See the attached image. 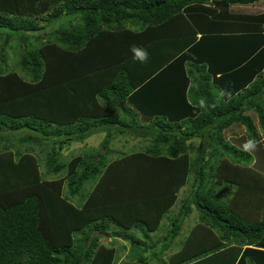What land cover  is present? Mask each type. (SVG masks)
<instances>
[{
  "label": "trees",
  "instance_id": "trees-1",
  "mask_svg": "<svg viewBox=\"0 0 264 264\" xmlns=\"http://www.w3.org/2000/svg\"><path fill=\"white\" fill-rule=\"evenodd\" d=\"M238 7L264 0H0V36L33 33L17 34L18 67L30 80L0 70V264H116L115 245L100 241L107 235L129 241L132 258L142 243L128 230L156 229L188 183L174 237L194 208L202 223L177 264H264L263 152L243 149L247 136L259 139L248 111L264 131V11ZM63 17L79 25L42 32L38 20ZM97 132L107 134L104 153L86 147L60 159ZM115 135L149 144L110 160ZM42 141L51 143L52 180L40 171ZM103 170L133 177L116 201L101 183L114 180H96Z\"/></svg>",
  "mask_w": 264,
  "mask_h": 264
},
{
  "label": "rangeland",
  "instance_id": "rangeland-1",
  "mask_svg": "<svg viewBox=\"0 0 264 264\" xmlns=\"http://www.w3.org/2000/svg\"><path fill=\"white\" fill-rule=\"evenodd\" d=\"M261 11H264V8L261 7V8L258 9V8H252V7H238L235 10H233V12H235L236 14L237 13L257 14V13H260ZM50 13L51 12L46 13L45 16H47ZM38 23L45 25V27L42 30V32L48 33V32L54 31L56 26H58V28H60V29L62 28V29H69L70 30V27L75 26V25L76 26L79 25V20L77 22L76 19H72V21L70 22L69 18L67 19V17H63V18H60L58 20H55L54 21L55 24L54 23L46 24L44 20H38ZM63 23H65V24L63 25ZM71 24H72V26H71ZM1 33H3V34L0 36V49L2 47H4L5 51L2 52V53L4 54L3 56H4V58L6 60H4V62H2V60H0V66H2V67H0V70L2 71V73L7 72L8 70L9 71H13V72L18 73L21 77L26 78L27 80H30V77L27 74H25L24 72H22L23 70H22L21 66L18 67L19 61H20L21 58L19 59V56H17V55L19 53H20V55H22V53L24 52V49H25L24 48L25 45H22V43H20L18 37H20V36H22L23 38L31 37L33 33H25V32L17 33V34L20 35L18 37H17V34H14L12 32L3 31ZM7 42H8V44H7ZM2 53L0 52V58L2 57ZM188 98H189V95H188ZM86 124H89V123H86ZM113 133L115 134L116 132H113ZM25 135L26 134H24L23 136H25ZM106 136H107L106 133L97 132V133H94L93 135L88 137V139L86 140V144H82V143H79V142H73L71 144V146L68 147V149H64L61 152L60 159L64 163H66V162H68L70 160L71 156L81 153L86 147H88L89 149L101 150L102 153H104L105 152L104 140L107 138ZM115 136H117V137H115L114 140L109 145V148L112 149L110 160L120 156V154H122L125 151L134 150V149H135V151H137V150H140L142 146L143 147L144 146H148V144H149L147 141H144V140L139 139V138H133L132 136H122V135H115ZM14 143L18 144L17 141H15ZM40 143H41V146H40L41 152H40V149L37 146H35V149H36V153L40 156L41 162H42L41 163L42 165L40 167V171L45 176L46 175V170H47L46 169V167H47L46 166V162H47V158L50 156L49 153L51 151V143H47L46 141H42ZM194 143L196 145L199 144L198 141H195ZM34 145H36V144H34ZM253 155H254V152H253ZM261 156H263V160H264V153ZM261 156H260V158H261ZM57 163H58V155H57ZM103 174H104V170L98 175V177H96V180H100V176L103 175ZM109 174H111V172ZM54 178H55V176H54ZM132 178L133 177H131L130 174H129V176H123L124 180L132 179ZM134 180H136V176H134V179L132 181H134ZM129 181L131 182V180H129ZM93 186L94 185H92V182H89V183H87V185H84V189L83 190H86L87 193H88L89 190H91L93 188ZM63 190H64L65 193L67 192V190H68V185L67 184H65ZM107 193H108V198H110V199L114 198L115 201H116V198H118L117 196H119V194L114 191V188L112 190L107 189ZM190 193H191V184L188 183V184H186L183 187V189H181V192L179 193L178 202L174 205V210H177V211L180 210V208L182 206V203L184 202V200L187 199V197L190 195ZM75 198H76L75 199L76 203L81 202V201H77V200L80 199L79 197H75ZM192 217H193V215L188 217L187 221L188 222L189 221H194V220L191 219ZM166 218L167 217H165V216L163 217L162 222L164 221V224L158 229V233L156 234V236H159V234L164 231V227L166 226L165 225L166 224ZM116 228H117L116 231H119V226L116 225ZM114 229L115 228H113V230ZM113 230L108 229V233L107 234H109L110 232H113ZM130 232H132L133 234L136 233V231H134V230H128L127 233H130ZM165 235H166V232L164 233V236ZM100 241L103 244H105V245H111V242H113V244H118L116 239H114V240L110 239V235L103 236V238ZM120 251H121V249H120ZM122 253H123V251H122ZM157 259L161 260V256H159ZM122 264H124V262Z\"/></svg>",
  "mask_w": 264,
  "mask_h": 264
},
{
  "label": "crops",
  "instance_id": "crops-1",
  "mask_svg": "<svg viewBox=\"0 0 264 264\" xmlns=\"http://www.w3.org/2000/svg\"><path fill=\"white\" fill-rule=\"evenodd\" d=\"M233 13H235V12H233ZM237 14H242V13H237ZM260 76L264 77V69L261 72ZM101 104H104V102H101ZM247 114H249L251 116H254L255 121H256V127H257V131H258V136H259L258 142L256 143V147L253 150H250V152H254L257 155H258V152H263L264 153V131L260 127V124H259L260 118L258 116V113L255 110H250V111L247 112ZM243 130L245 132L244 135H246V129L243 128ZM5 135H6V137L8 135L13 137L14 132H11V133L6 132V133H4V136ZM247 138H248V140H252L248 136H247ZM229 139L232 141L233 137L231 136V138H229ZM194 142L195 141H193V140L192 141L191 140L188 141V143L190 145L197 147L199 144L196 145ZM236 145L239 146L238 144H236ZM259 145L262 146V149H260L261 146L258 147ZM3 147H4L3 145H0V149H2ZM9 148L12 151L17 150L16 146H15V148H14V146H10ZM188 152L192 153L193 151L189 150ZM107 169H108V167H107ZM109 173H110V171L108 173L106 172L105 176L104 175L100 176V180H114L112 182L111 181H107V182L106 181H102L101 182V183H103V185H104V187L106 189L112 190L114 188V191L116 192L118 187L121 186L120 184L131 183L129 180H124L123 179V176H125L123 173H114V172H112L111 174H109ZM45 178H47L48 180H52V179H54V176L50 175L49 177H47V175H45ZM117 180H119V183H117ZM183 187L181 189H183ZM181 189H180L179 193L181 192ZM221 189H223V188H221ZM233 191H234V186H229V189H227V191L223 192V193H225L224 196L231 195ZM179 193H178V199H179ZM106 196H108L107 190L104 191V197H106ZM126 199H129V198H126ZM178 199L174 203V205L178 202ZM174 205L163 215V217L164 216L167 217L166 218V224H165L166 226L164 227V231L162 233H160L159 236H156V234L158 233V229L164 224V221L162 222L163 217L161 218L160 222L158 223L157 228L152 230V231H145L144 229L141 230V229H139L138 224H136V226L133 227L134 229H132L130 227L131 230L136 231V233L134 235L139 240H141V243H142L139 252L136 253V256H134L132 258L131 257L129 258L130 252H131L130 250L132 248V244L129 243V241H127V240H125L123 238H117L116 241H117L118 244H113V242H111V244L115 245L114 247H116L117 250L119 251V258L116 261V264H122L123 262H124V264H138L139 259H141V258H145L147 260L146 264H177V259L178 258H175V255H177L178 252L182 249L183 243L187 239V237L190 235L191 230L195 226L201 224L202 220L200 219L201 213L197 209L194 208L192 210V212L182 221L180 231L177 234V236L174 237V233L173 232L176 229L175 223H176V219L178 218L179 213H180V210L179 211L174 210ZM131 209L133 210L132 207H131ZM124 215L126 217L128 214L125 213ZM134 215H135V211L133 210V213L130 216H128V217L131 218ZM191 215H193V217L191 219L194 220V221H189L188 222L187 218L190 217ZM126 222L130 223V221H126ZM141 227L143 228L144 226L141 224ZM121 231H122V228L119 227V232H121ZM165 232H166V235L164 236ZM130 234H133V233L130 232ZM110 239L114 240V238H111V237H110ZM145 244L147 245V248H146ZM106 246H109V245H106ZM245 248L246 247H244L243 249H245ZM120 249H121V251H120ZM122 251H123V253H122ZM159 256H161V260L162 261L157 259ZM225 259H227V258H225ZM219 263H221V264H227V263L230 264V262H228L227 260H222ZM182 264H189V263L183 261Z\"/></svg>",
  "mask_w": 264,
  "mask_h": 264
},
{
  "label": "clouds",
  "instance_id": "clouds-1",
  "mask_svg": "<svg viewBox=\"0 0 264 264\" xmlns=\"http://www.w3.org/2000/svg\"><path fill=\"white\" fill-rule=\"evenodd\" d=\"M131 50L134 53V59H137V60H139L141 62H145L146 61V59H147V52L145 50L140 49V48H137L136 46H133ZM255 147H256V142L253 141V140H248L243 145V149L245 151L253 150ZM78 196L80 197V195H77V197Z\"/></svg>",
  "mask_w": 264,
  "mask_h": 264
}]
</instances>
